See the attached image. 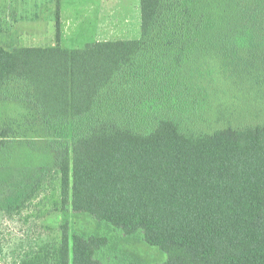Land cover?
<instances>
[{"label":"trees","instance_id":"1","mask_svg":"<svg viewBox=\"0 0 264 264\" xmlns=\"http://www.w3.org/2000/svg\"><path fill=\"white\" fill-rule=\"evenodd\" d=\"M139 1V39L0 46V91L10 79L23 83L15 97L23 133L71 129V147L55 149L65 209L141 233L166 253L157 264H264V121L203 124L210 106L222 110L210 97L220 74L232 77L236 33L244 32L202 30L207 17L187 4L165 18V0ZM253 32L263 38L250 45L253 55L263 61L264 32ZM6 118L0 144L19 134ZM61 230L58 264H102L105 236L70 235L67 222Z\"/></svg>","mask_w":264,"mask_h":264},{"label":"rangeland","instance_id":"2","mask_svg":"<svg viewBox=\"0 0 264 264\" xmlns=\"http://www.w3.org/2000/svg\"><path fill=\"white\" fill-rule=\"evenodd\" d=\"M2 1L3 29L0 31V46L7 49L56 44L64 48H80L89 42L141 37L139 0ZM165 2L171 6V9L166 10L165 18L173 17V8L187 4L194 12L204 13L207 17L202 30L244 32L236 33L238 47L233 50H237L239 59L229 63L228 70L232 77L225 80L218 71L219 77L224 81L215 83L217 92L214 93V90L210 97L213 99L215 96L221 100L219 104L222 110L217 111L212 106L207 109L203 124L211 126L204 129L212 130L229 124L243 127L264 121V58L263 61L257 60V56L253 55V45L250 46L263 39L254 36L253 31L264 32V0ZM209 17L211 23L208 22ZM152 35L161 36L158 33ZM206 36L213 38L212 35ZM155 39L154 43L160 40ZM244 46L248 47L242 48ZM208 52L196 54L209 56ZM246 56H250V61H246ZM214 66L217 67L216 63ZM187 69L192 71L188 67ZM215 73L216 70L209 77L216 78ZM209 77L205 78L209 81ZM195 79L193 78L194 81ZM23 89L21 81L10 79L0 91V126L8 119L6 116H10L15 119L13 129L19 133H12L0 144V264H58L61 225L65 222L68 223L70 235L78 232L83 235H103L107 238V244L98 252L102 264L164 262L167 259L166 253L146 243L141 233L126 235L89 214L76 213L70 207H62L60 174L54 165L55 149L62 145L71 147V129L63 132L62 128L52 126L48 131L39 125L33 127L35 130L27 126L28 131L23 133L22 129L26 127L19 124L24 120L25 112L20 113V103L15 100L16 95L18 97V94H22ZM208 91L210 93V89ZM190 112L192 111H188ZM221 116L223 118L220 120Z\"/></svg>","mask_w":264,"mask_h":264},{"label":"crops","instance_id":"3","mask_svg":"<svg viewBox=\"0 0 264 264\" xmlns=\"http://www.w3.org/2000/svg\"><path fill=\"white\" fill-rule=\"evenodd\" d=\"M3 6H4V4H3V1L2 0H0V31L3 29L2 28V20H3V16H2V14H1V12L3 11ZM2 32V31H1Z\"/></svg>","mask_w":264,"mask_h":264}]
</instances>
